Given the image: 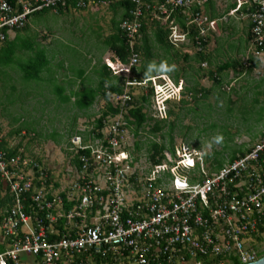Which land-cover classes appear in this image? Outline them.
Instances as JSON below:
<instances>
[{
	"label": "built area",
	"instance_id": "obj_1",
	"mask_svg": "<svg viewBox=\"0 0 264 264\" xmlns=\"http://www.w3.org/2000/svg\"><path fill=\"white\" fill-rule=\"evenodd\" d=\"M37 7L31 8V2ZM114 0H31L24 12L9 13L0 0V37L3 30L23 26L31 12L44 7L98 9ZM134 6L121 23L133 44L141 37V18L161 22L175 48L194 39L201 45L213 22L205 12L208 0H129ZM71 2V6L69 5ZM239 3H241L239 1ZM248 14L254 55L264 54V0H251ZM238 11V8L236 9ZM185 17L181 27L177 17ZM133 54L131 64L136 65ZM205 65V64H204ZM203 65V66H204ZM155 98V118L167 119L166 100L182 98L181 84L160 75L145 80ZM127 84H131L127 82ZM170 92L166 93V87ZM120 113L85 139L74 136L68 151L78 159L71 193L78 204L66 214L68 222L81 218L76 232L51 239L48 225L63 207L61 194L50 190L47 171L20 152L10 156L0 137V181L10 199L0 214V264H95V258L116 264H248L259 259L253 235L264 237V136L243 155L209 172L202 152L181 145L164 153L160 164L145 176L131 174V158L124 147L126 104L131 96L110 94ZM38 172H37V171ZM95 214L92 222L86 220Z\"/></svg>",
	"mask_w": 264,
	"mask_h": 264
},
{
	"label": "rangeland",
	"instance_id": "obj_2",
	"mask_svg": "<svg viewBox=\"0 0 264 264\" xmlns=\"http://www.w3.org/2000/svg\"><path fill=\"white\" fill-rule=\"evenodd\" d=\"M119 15L120 12L118 15L115 14L111 7L101 6L94 11L70 10L63 14L49 12L31 18L29 29L22 38L24 41H33L36 44L37 47L34 50L36 53L42 49L40 47L47 46V54L49 50L52 52L49 54L51 60H49V67H56L55 64L62 62L63 68L56 70L58 79L54 78V72L47 69L44 70L45 72L43 71L39 81L28 83L22 78L24 72H22L21 64L25 63L26 59L35 52H17L13 64L0 65V129L8 147H26V151L30 155L27 157L30 159L31 157L32 159L45 157V161L52 159L61 163L65 161L67 164L71 156L68 148L76 130L72 118L75 114L80 113V110L66 104L65 119L58 123L49 122L48 118L50 119L56 114V107L50 102L53 96L50 94L49 88L51 87L53 91L57 86L66 88L63 79H70L68 82L77 81L74 78L80 77L82 73L86 77L85 81L95 84L98 77L92 72L95 68L99 69L102 64H108V62L111 64L109 66L115 70L114 75L119 78V83L129 80L132 76L131 66L113 62L112 53L105 48L103 43L104 38L113 32V21L119 18ZM7 44H12V42ZM4 45L7 46L6 44L2 46ZM2 57H4V53L0 55V62ZM240 57L243 58V61L247 60V55ZM256 58L260 64L251 74H248L247 71H244L243 74H236L231 70L224 72L221 75L223 80L221 88L215 87L209 78L204 81V86L207 89H212V92L206 100H200L197 103L189 101L190 103L180 111V118L174 123L173 130L175 147L185 145L192 150L202 152L206 164L210 168L209 155L218 153L219 158H222L226 164L230 157L239 155L244 149L249 150L264 136V54ZM185 63L181 60L178 62L179 71L177 70V72H184L181 67ZM193 66L198 67L196 63ZM14 68H16L15 73H8ZM203 69L208 68L203 67ZM12 75L17 76L19 80H15ZM51 78L53 81L47 83V80H51ZM195 84V82H188L186 85L188 88H192ZM43 88L45 89L43 94L47 95L50 101L44 104L43 118L39 119L41 115L40 103L44 102L43 98L46 96L36 97L35 92L37 93ZM30 89H33L34 92L29 94L28 90ZM125 90L129 91L127 87ZM142 92H145L143 88H136L132 95L137 97ZM188 100H190V95ZM174 104H178V102H171L169 105ZM103 107L104 102L99 99L95 106L86 111L88 113L94 111L95 120L99 117ZM146 109L148 114L155 117L154 96L152 105ZM94 120L89 123L84 120L78 122L76 126L90 128L94 125ZM169 120L173 122V119ZM46 124L47 129H45ZM24 131L26 135H22ZM217 136L222 137L219 143L214 140V137ZM153 138L159 142L161 140L158 135L150 136L146 132L136 137L131 129L127 128L123 145L131 158V174L145 177L151 171L145 146L140 152H136L134 144L136 141L146 144ZM29 141L31 142L30 146H35L38 155L33 152L29 153L27 147ZM47 154L52 157L49 158L46 156ZM68 163L70 164V162ZM254 246L260 253H264V237L261 242H255Z\"/></svg>",
	"mask_w": 264,
	"mask_h": 264
},
{
	"label": "trees",
	"instance_id": "obj_3",
	"mask_svg": "<svg viewBox=\"0 0 264 264\" xmlns=\"http://www.w3.org/2000/svg\"><path fill=\"white\" fill-rule=\"evenodd\" d=\"M17 0H8L10 5L13 7L11 12L9 13L10 16L13 14H21L24 12L22 4H17ZM23 2H31V0H22ZM210 1V0H209ZM246 2V0H242ZM251 1V0H248ZM238 2V11L243 10L246 13H251L255 11L254 4H244ZM208 3V2H207ZM71 2L69 5L71 6ZM237 4V3H236ZM114 10L115 14H119V18L113 21V32L104 38L103 43L105 48L112 53V61L116 62L120 65L131 66L132 76L129 80L122 81L121 83L118 82V77H116L115 70L109 66L111 65L109 62L108 64H102L100 68H95L92 72L98 77V80L95 82V87L92 88V99L88 101V91H85L83 97L81 98V107L85 108L86 110L89 109L96 101L99 99L103 100L104 107L101 110L99 117L94 121V126L91 132L99 136V132L104 128V123L108 121L110 117H114L120 113L119 106H113L110 101L111 95L110 94H123L127 87L129 89L128 94L131 96V100L127 102L126 109L127 112L125 114V119L127 121L126 128H130L133 132L134 136L139 137L145 132L148 133L150 136L158 135L161 140L160 142L155 140V138L148 140L146 144L136 141L134 144V151L140 152L142 147L145 146V150L147 152V158L151 165L160 164L164 160V153L169 152L170 154H174V138H173V130H174V123L179 120L180 114L184 107L189 104V101L198 102L200 100L208 99L212 89H207L199 86V84H195L192 88L183 87L182 85V98L178 101V104L168 105L167 109V117L168 119L159 120L154 118L150 114H148L146 107L152 105V97H153V89L151 84L148 83L146 86L140 85L145 80L151 79L154 76L158 75H168L172 77L174 83L176 85L179 84V72L176 73V67L173 63H178V57L181 58L180 52L172 46L168 41L169 30L163 25L161 22L158 21H150L148 13L145 11V15L141 18V37H136L134 43H130V39L128 36L121 30V23L122 21L128 16L129 11L133 8V4L129 0H114L112 3L108 5ZM37 4L35 2H31V8H36ZM78 10H85V9H78ZM87 10V9H86ZM70 11L68 6L62 7L58 5L55 7H44L40 10H35L28 14L27 18L23 20V26H14L10 28L11 33H16L15 39L12 41L8 40L9 33L7 32L9 28H5L2 32L4 34V38L1 39L0 37V55H3L0 65H11L15 61L16 53H20L22 51H27L29 53L35 52V46L33 41H24L22 38L29 29L31 18L34 16H40L44 13L55 12L57 14H63L65 12ZM178 24L181 25L182 28L185 29L186 27V19L185 17H177ZM251 24L249 25V37L252 40L253 36L250 32ZM195 31L192 30V42L195 43V35L193 34ZM12 42V44H7ZM201 47L194 56V61L197 62L198 67L195 68V71L198 75L201 74L203 77H207L213 81L215 87L221 88L223 86V80L221 75L226 72L228 69L233 68L234 73L236 74H243L244 71H247L248 74H251L255 68H257L260 64L257 58L253 56L248 58L247 61L242 62L241 64L237 65H230L224 64L219 66L217 70L211 71L209 68L204 70L202 66L203 63L209 61L207 54L205 52L206 43L201 41ZM6 44L5 47L2 46ZM19 44V46H18ZM196 45V43H195ZM37 53H33L28 57L25 63L21 64L23 67L24 75L23 80L25 82L31 83V81H39L41 79V75L43 71L50 65L49 62V54L52 52L49 50L48 54L46 52L47 46L40 47ZM49 49V48H48ZM133 54H137L139 61L136 65L131 64V58ZM48 55V56H47ZM53 57V56H52ZM187 60V58H186ZM51 61V60H50ZM62 63V62H61ZM55 64L54 66L63 67V64ZM209 63V62H208ZM154 65L150 69V66ZM161 65H165L167 69L164 70L161 68ZM206 67V66H205ZM179 73V74H178ZM84 73L80 75V79L83 81L86 80L84 77ZM70 80V79H69ZM69 80L65 79V82ZM127 82L131 84H127ZM59 89L61 86H58ZM139 88L145 90L139 96L134 97L132 95L134 89ZM59 95H63V90L59 91ZM190 95V100H188V96ZM70 98L68 97L64 100V102H69ZM170 104V103H169ZM172 106V107H170ZM169 119H173L171 122ZM1 133V129H0ZM3 141V138H1ZM2 148L6 147L5 140L3 144H1ZM199 148V146H197ZM6 151L10 154V156L18 154L19 152L16 149H9L6 148ZM248 150H243L240 152L239 155L232 156L228 159V162L233 161L238 156H243ZM133 153V152H132ZM23 154V152H20ZM25 157V156H24ZM208 160L210 163L209 172H213L219 170L220 168L225 165L224 160L219 158V154L215 153L214 155H209ZM74 164L76 169L80 170V164L77 158L74 159ZM37 171V170H36ZM38 172V171H37ZM0 184V188H1ZM7 199L1 201V203L5 202V204L10 203V199L8 200L9 196H5ZM64 200L65 197L63 196ZM71 208V207H70ZM69 208V209H70ZM253 237L258 241H262V236L260 234H254ZM1 250V249H0ZM259 258L264 256V253L259 252ZM96 264H114L112 260H103L99 258H95ZM205 264H209L205 262Z\"/></svg>",
	"mask_w": 264,
	"mask_h": 264
},
{
	"label": "crops",
	"instance_id": "obj_4",
	"mask_svg": "<svg viewBox=\"0 0 264 264\" xmlns=\"http://www.w3.org/2000/svg\"><path fill=\"white\" fill-rule=\"evenodd\" d=\"M243 2L242 0H208V3L205 5V12L213 22L208 34L205 36V39L203 40V43H206L205 52L207 54V57L209 58V63H203L205 64L207 68H209L211 71L217 70L219 66H222L224 64H230V65H237L241 64L243 61V58L241 59L240 56H246L247 59L252 57L255 51V44L254 39L252 40L249 37V25L250 19L248 17V13H246L243 10L236 11L238 8V2ZM237 3V4H236ZM244 4H250V1L246 0V2H243ZM95 9H92L94 11ZM194 34V33H193ZM25 35V34H23ZM16 33H10L8 35V40L12 41L15 39ZM202 44V43H201ZM202 45H200L201 47ZM195 45V43L192 42V39L188 44H184L181 47L177 48V50L181 54V58L178 62L181 60L182 62H186L181 69L182 71L179 75V84L184 85L183 87H188L186 84L188 82H195L196 84H199L201 87L206 88L204 86V81H207V77H203L198 75L195 71V68L193 65L194 63L198 64L194 60L195 53L200 48ZM251 52V53H250ZM250 55V56H249ZM256 58L255 56H253ZM187 58V60H186ZM247 61V60H246ZM176 67V73L177 70L179 71V68L177 67L178 63H173ZM202 65V66H203ZM48 67L45 69H49L52 73L54 72V78L58 79L56 76L57 69L63 68V67ZM55 68V70H54ZM6 70L7 67H5ZM61 70V69H60ZM228 70H231L234 72L233 68H230ZM44 71V72H45ZM8 72V71H7ZM15 73L16 68L14 70L9 71L8 73ZM186 74V77H185ZM13 76V75H12ZM75 77V76H74ZM171 79L172 77L169 76ZM13 78L16 80L18 79L17 76H13ZM23 78V77H22ZM62 78V77H61ZM71 82H65L66 88H60L57 86L53 89L50 87L49 91L50 94L53 96V99L51 98L48 100L47 95H44L43 92L45 89L40 90L39 92H35L36 97H43L44 102H41V115L39 119L43 118V110H44V104H47L48 101H50L52 104H54V107H56V114L52 116V118H48L49 122H57L63 121L65 119L64 116V110L66 108V104H70L72 107H76L78 110H80V113L75 114L72 118V121L74 122V127H76L74 136H82L84 139L89 136L90 134H93L91 130L93 129V126L90 128H80L76 126L78 122H82L86 120L88 123L94 120L95 118V112L88 113L85 108L81 107V98L83 97L85 91H88V101L90 103L92 99V88H94L96 85L92 84V82H82L80 77H75ZM19 80V79H18ZM65 80V79H63ZM173 80V79H172ZM53 80H47V83H51ZM62 84V83H61ZM87 88V89H86ZM46 89H48L46 87ZM63 90V95H59V91ZM29 94L34 92L33 89L28 90ZM28 96V95H27ZM68 97L70 98L69 102H64V100ZM26 98V97H25ZM59 100H63L60 102ZM59 102V103H58ZM74 102L75 104H71ZM98 101L94 103L95 106ZM91 106V107H92ZM90 107V108H91ZM89 108V109H90ZM101 113V112H100ZM155 118V117H154ZM46 119V121L48 122ZM96 120V119H95ZM94 120V121H95ZM45 129H47V124L45 125ZM59 134V133H58ZM22 135H26L25 131L22 133ZM72 136V137H74ZM0 137L3 138V141L5 137L0 133ZM2 140V139H1ZM2 141V144H3ZM57 142V141H55ZM6 143V141H5ZM28 150L29 153L33 152L34 154H37L35 146H30L31 142H28ZM27 145V144H26ZM31 147V148H30ZM6 148L9 149H16L18 152H23L25 158L29 161H33L37 164H40L42 168H44L48 173V179H49V186L50 190L54 194H61L62 198L65 197V200L63 198V207L62 209H59L55 212V221L49 224L47 232L50 235L51 239H57L60 236L67 235L70 233L76 232L77 225L81 224V218H77L75 222H68L66 218V214L75 207L77 202L78 195L76 193L72 194L71 192V183L74 180L73 175L77 172L76 167L74 164V160L69 158L70 164L64 161L63 163L57 162V160L50 159L49 161H45V157L41 159L39 157L38 159H31L28 158V152L26 151L27 148H19L18 146L15 148L8 147L6 144ZM39 154V153H38ZM37 154V155H38ZM49 158L52 157V155L49 156ZM67 171L68 173L64 172ZM1 188H0V202L7 199L5 196L8 195L6 192L5 185L0 181ZM9 200V198H8ZM10 204V203H9ZM9 204H5V202L0 204V214L4 211H6L9 207ZM71 207V208H70ZM70 208V209H69ZM95 218V214L90 213V215L87 216L86 220L88 222H92V219ZM96 264V263H95ZM116 264V263H114Z\"/></svg>",
	"mask_w": 264,
	"mask_h": 264
},
{
	"label": "clouds",
	"instance_id": "obj_5",
	"mask_svg": "<svg viewBox=\"0 0 264 264\" xmlns=\"http://www.w3.org/2000/svg\"><path fill=\"white\" fill-rule=\"evenodd\" d=\"M70 10H78V9H73V8H69ZM99 9V8H98ZM97 9V10H98ZM86 10V9H85ZM87 10H92V8H87ZM96 10V9H95ZM11 32H9V34H10ZM152 67H154V65H152V66H150V69L152 68ZM205 67V66H204ZM161 68L162 69H164V70H170V69H167L166 68V66L165 65H161ZM162 75H165V74H162ZM158 76H160V75H158ZM168 76V75H167ZM154 77H156V76H154ZM169 77V76H168ZM170 78V77H169ZM171 79V78H170ZM172 80V79H171ZM173 81V80H172ZM174 82V81H173ZM176 86H179V85H176ZM166 87V86H165ZM181 87H182V85H181ZM167 88V87H166ZM170 92V88H167L166 89V93H169ZM181 95H182V91H181ZM175 101H177V100H175V98H173V97H169L167 100H166V104H167V106L169 105V103H171V102H175ZM178 102V101H177ZM168 118V117H167ZM214 140H215V142H217V143H219V142H221V140H222V137H220V136H217V137H214ZM208 170H209V168H208Z\"/></svg>",
	"mask_w": 264,
	"mask_h": 264
},
{
	"label": "water",
	"instance_id": "obj_6",
	"mask_svg": "<svg viewBox=\"0 0 264 264\" xmlns=\"http://www.w3.org/2000/svg\"><path fill=\"white\" fill-rule=\"evenodd\" d=\"M248 264H264V256L259 258L258 260L252 262V263H248Z\"/></svg>",
	"mask_w": 264,
	"mask_h": 264
}]
</instances>
